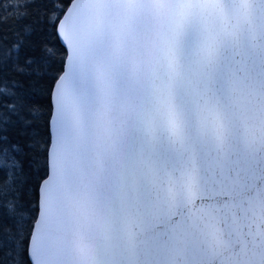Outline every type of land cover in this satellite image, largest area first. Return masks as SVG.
<instances>
[{
  "label": "snow or ice",
  "instance_id": "snow-or-ice-1",
  "mask_svg": "<svg viewBox=\"0 0 264 264\" xmlns=\"http://www.w3.org/2000/svg\"><path fill=\"white\" fill-rule=\"evenodd\" d=\"M0 173V264H264V0H0Z\"/></svg>",
  "mask_w": 264,
  "mask_h": 264
},
{
  "label": "trees",
  "instance_id": "trees-1",
  "mask_svg": "<svg viewBox=\"0 0 264 264\" xmlns=\"http://www.w3.org/2000/svg\"><path fill=\"white\" fill-rule=\"evenodd\" d=\"M9 2H14V0H9ZM57 47H60L59 44H57ZM50 87V86H49ZM43 99L44 103L47 104L46 98ZM47 175L46 172H41L40 175H36L35 172H33L29 178H28V184L25 187V201L31 200L33 203L37 202L39 200V186L40 181ZM0 179H3V174L0 173ZM25 264H27V255L24 257Z\"/></svg>",
  "mask_w": 264,
  "mask_h": 264
},
{
  "label": "water",
  "instance_id": "water-1",
  "mask_svg": "<svg viewBox=\"0 0 264 264\" xmlns=\"http://www.w3.org/2000/svg\"><path fill=\"white\" fill-rule=\"evenodd\" d=\"M47 178V175L42 179V180H44V179H46ZM41 180V181H42ZM40 193H41V185L39 186V199H40Z\"/></svg>",
  "mask_w": 264,
  "mask_h": 264
}]
</instances>
